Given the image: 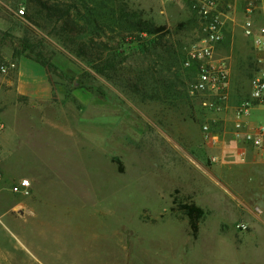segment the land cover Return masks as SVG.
Listing matches in <instances>:
<instances>
[{
	"label": "rangeland",
	"instance_id": "1",
	"mask_svg": "<svg viewBox=\"0 0 264 264\" xmlns=\"http://www.w3.org/2000/svg\"><path fill=\"white\" fill-rule=\"evenodd\" d=\"M39 1L51 3L0 0V264H264V165L241 162L264 153H240L234 115L264 75V45L243 37V21L231 41L223 17L221 101L191 91L196 72L184 61L201 27L189 2L114 0L161 29L131 30L102 10L92 40L81 1L80 16L71 10L79 34L46 18ZM25 46L57 67L53 100L39 106L2 100ZM107 59L114 71L97 73ZM252 116L264 121L256 106ZM22 178L28 193L12 190ZM190 202L203 209L195 237L179 208Z\"/></svg>",
	"mask_w": 264,
	"mask_h": 264
},
{
	"label": "built area",
	"instance_id": "2",
	"mask_svg": "<svg viewBox=\"0 0 264 264\" xmlns=\"http://www.w3.org/2000/svg\"><path fill=\"white\" fill-rule=\"evenodd\" d=\"M190 3L191 9L196 12L200 19V36L187 50L185 66L196 64V76L192 83V92H204L215 95L224 101L223 89L227 86V63L224 59L215 58L216 44L223 39V17L220 10L222 0H185ZM253 2H247V10H251ZM20 14L23 8L18 9ZM243 34L250 38L253 47L260 49L264 45V14L263 21L256 25L253 18L245 17L242 23ZM14 63L4 64L1 71L6 73ZM258 107L264 112V75H256L251 81L250 96L239 102L234 108L236 122V136L240 153L244 154L253 150L264 153V121L254 124L246 122L253 107ZM207 137L215 144L220 143L219 135L210 133L208 126L204 125ZM30 181L27 178L20 179L12 185V190L20 193H28Z\"/></svg>",
	"mask_w": 264,
	"mask_h": 264
},
{
	"label": "trees",
	"instance_id": "3",
	"mask_svg": "<svg viewBox=\"0 0 264 264\" xmlns=\"http://www.w3.org/2000/svg\"><path fill=\"white\" fill-rule=\"evenodd\" d=\"M77 1H81L80 6L86 11V22H92L97 31L94 35L91 36L92 40L93 37H98L97 34L102 29V23L100 21L105 20L103 16H100L103 12L102 10H107V16L110 20H112L113 22H118L120 25H123V27L129 28L131 30L154 34L161 29L160 27H156L153 23H151L150 20L144 19L141 10L127 9L126 6L114 0H110L112 2V5H110L111 2H109V0H99V2L90 0L92 4L91 6H88V0H51V3L39 1V5L42 9L45 10L44 12L46 14V18L52 20L54 24H56L57 22H61L60 29H63L65 31L69 29L71 32L79 34L85 32V29H78V21H75V19H71V10L76 11V13L79 12ZM77 14L79 16L81 15L79 13ZM26 47L27 46H25V50H27V53L25 55L26 57L39 62L47 69L48 72H55L57 68L56 65L45 58L42 51L38 50L36 46H29V48L27 49ZM99 47L100 44L99 46L97 44L96 55H93V58L98 60V62H101L103 59L101 58L102 52ZM78 53L81 55H87V52L82 47V45L78 46ZM105 62L107 63L104 64V66L99 67L97 73H101L103 72V70L114 71L115 63L113 59L112 61L107 59V61ZM190 67H192L196 72V64H193ZM179 208L186 215L191 234L195 237L198 231V221L203 215V209L193 202L180 203Z\"/></svg>",
	"mask_w": 264,
	"mask_h": 264
},
{
	"label": "crops",
	"instance_id": "4",
	"mask_svg": "<svg viewBox=\"0 0 264 264\" xmlns=\"http://www.w3.org/2000/svg\"><path fill=\"white\" fill-rule=\"evenodd\" d=\"M249 1L253 2V7L248 11L246 5ZM225 2L228 5V10H225L223 13L224 18H227L225 20L228 23L224 30V34L229 37L231 41H233L236 36H239L235 25L239 21H243L245 17L250 16L253 18L256 25H260L262 23L264 0H223V3ZM229 21H231V23H229ZM243 37L247 39L253 47L251 39L246 37L244 34ZM5 82L8 86L9 84H13V86L12 88L8 87L7 90H4L2 93V100L4 103L7 102L12 104L13 98L16 100L17 97H21L25 98L28 104L32 106H39L42 102L52 101L55 95V82L51 80L47 69L39 62L25 56H21L17 59L16 76L14 81L6 80ZM256 116L258 118V115ZM252 117L254 120L257 119L254 118V116ZM256 121H258V119ZM3 133L6 135V130H4ZM241 162L250 165H256L258 163L264 165V162L260 161V158L257 155L243 157L241 158Z\"/></svg>",
	"mask_w": 264,
	"mask_h": 264
}]
</instances>
